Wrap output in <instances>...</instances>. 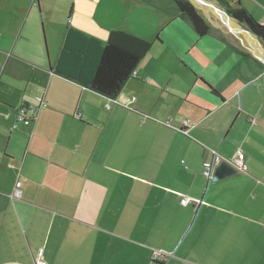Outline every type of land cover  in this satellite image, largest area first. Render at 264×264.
I'll return each instance as SVG.
<instances>
[{"label": "crops", "instance_id": "obj_1", "mask_svg": "<svg viewBox=\"0 0 264 264\" xmlns=\"http://www.w3.org/2000/svg\"><path fill=\"white\" fill-rule=\"evenodd\" d=\"M200 8L205 37L174 0H0V264H264V42ZM68 28L153 45L110 99L55 73Z\"/></svg>", "mask_w": 264, "mask_h": 264}, {"label": "trees", "instance_id": "obj_2", "mask_svg": "<svg viewBox=\"0 0 264 264\" xmlns=\"http://www.w3.org/2000/svg\"><path fill=\"white\" fill-rule=\"evenodd\" d=\"M180 17L191 23L199 37L207 36L211 27L189 0H174ZM228 14L246 26L264 42V27L242 7L231 8ZM152 42L123 31H112L106 43L85 33L68 28L54 68L57 75L85 86L107 98L115 99L126 82L133 77L141 61L152 48Z\"/></svg>", "mask_w": 264, "mask_h": 264}, {"label": "built area", "instance_id": "obj_3", "mask_svg": "<svg viewBox=\"0 0 264 264\" xmlns=\"http://www.w3.org/2000/svg\"><path fill=\"white\" fill-rule=\"evenodd\" d=\"M264 27V23L262 24ZM133 76H136V73H133ZM43 107H47L46 104L43 105ZM27 111L21 109L16 113L15 120L12 125V131H19L20 125H29L33 122V118H28L26 116ZM190 123L186 121L184 123V127H188ZM183 129H181L182 131ZM222 163H227L231 165L233 168H235L238 172H247V165L245 163L244 159V152L242 149H237L235 154L231 158H224L223 156H220L219 154L215 153L214 158L212 161L205 162L204 167L205 171L204 174L209 180L215 179V170L216 168L221 165ZM14 199H20L21 198V192L19 190H15L14 193ZM181 203L183 205H187L189 203V200L187 198L182 199ZM169 255L166 254L163 251H155L152 256V261L154 262H163L168 259ZM35 264H47V262L43 258V250H41L36 257Z\"/></svg>", "mask_w": 264, "mask_h": 264}, {"label": "water", "instance_id": "obj_4", "mask_svg": "<svg viewBox=\"0 0 264 264\" xmlns=\"http://www.w3.org/2000/svg\"><path fill=\"white\" fill-rule=\"evenodd\" d=\"M233 19V18H232ZM235 20V19H233ZM238 171L227 163H222L215 170V181L236 174Z\"/></svg>", "mask_w": 264, "mask_h": 264}, {"label": "rangeland", "instance_id": "obj_5", "mask_svg": "<svg viewBox=\"0 0 264 264\" xmlns=\"http://www.w3.org/2000/svg\"><path fill=\"white\" fill-rule=\"evenodd\" d=\"M200 1H201V3H204V4H205V2H204L203 0H200ZM229 1H230V2H231V1L235 2V1H237V0H229ZM190 2L196 7V9L199 11V13H200L201 15H203L206 19H208L207 15H206V12H205L203 9L200 8V6H199L198 3L196 2V0H190ZM212 5H213V4H212ZM213 6H214V5H213ZM214 8L217 9V10H219L220 12H223L227 18H232V17L228 14V12H227L228 10H227V9L225 8V6H223L222 4H217V6H216V5L214 6ZM213 17H215V18H217L218 20H220V17H219L217 14H215V13H214Z\"/></svg>", "mask_w": 264, "mask_h": 264}, {"label": "bare ground", "instance_id": "obj_6", "mask_svg": "<svg viewBox=\"0 0 264 264\" xmlns=\"http://www.w3.org/2000/svg\"><path fill=\"white\" fill-rule=\"evenodd\" d=\"M196 2L198 3V5L201 7L202 6V3L200 0H196ZM207 6H209V8L215 13L217 14L220 19H222L223 21H225L228 25L231 24V20L229 18H227L225 16V14L223 12H220L219 10L215 9L214 6L212 4H208V3H205ZM204 6V5H203ZM236 34V33H235ZM252 37V36H251ZM248 40V39H247Z\"/></svg>", "mask_w": 264, "mask_h": 264}]
</instances>
